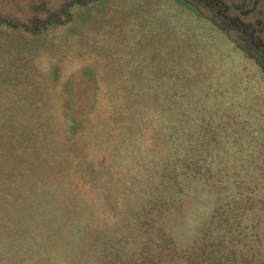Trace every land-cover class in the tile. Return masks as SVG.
I'll use <instances>...</instances> for the list:
<instances>
[{
  "label": "rangeland",
  "instance_id": "374dc122",
  "mask_svg": "<svg viewBox=\"0 0 264 264\" xmlns=\"http://www.w3.org/2000/svg\"><path fill=\"white\" fill-rule=\"evenodd\" d=\"M0 264H264V0H0Z\"/></svg>",
  "mask_w": 264,
  "mask_h": 264
}]
</instances>
